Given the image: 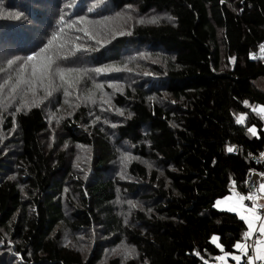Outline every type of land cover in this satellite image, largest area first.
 I'll use <instances>...</instances> for the list:
<instances>
[{
  "label": "trees",
  "instance_id": "1",
  "mask_svg": "<svg viewBox=\"0 0 264 264\" xmlns=\"http://www.w3.org/2000/svg\"><path fill=\"white\" fill-rule=\"evenodd\" d=\"M114 16L122 30L108 32L115 54L102 60L85 35L94 42L96 21ZM0 33L3 85L57 33V53L44 57L60 75L51 96L38 84L35 96L0 93V252L13 255L0 264H216L238 254L247 226L215 204L247 194L250 156L264 149L254 109L264 106V0H0ZM126 197L142 205L119 203ZM82 232L88 256L67 244Z\"/></svg>",
  "mask_w": 264,
  "mask_h": 264
},
{
  "label": "snow or ice",
  "instance_id": "2",
  "mask_svg": "<svg viewBox=\"0 0 264 264\" xmlns=\"http://www.w3.org/2000/svg\"><path fill=\"white\" fill-rule=\"evenodd\" d=\"M81 20H83V17H81ZM61 32H63V29H61ZM85 34H88L87 30H85ZM58 37H59L58 33L54 34L52 41H55L56 39H58ZM52 41H49V45L47 48L41 49L39 53H34L33 55L28 56L26 60H24V63L20 65V69L17 73L16 81L12 83L9 80L5 82V85H0V93H3L5 86H8L10 88V95L16 94L18 89H20V86L23 84L26 86L25 90L31 91L33 96H35L36 84L37 82H39L41 85L44 86V90L46 94L48 96H51L52 92L49 90V88L52 84V80L50 79V77L52 75L53 61L51 57H44V53L47 52L48 48L52 46ZM261 47L264 48V45H262ZM42 58L45 59L47 62L42 63ZM22 59L23 58L21 57H15V61H20ZM15 61L11 59L7 61L9 68L12 67ZM29 62H31V72H30V75L26 77L25 72L29 68ZM97 71H101V69H97ZM61 79H63L62 74H61ZM16 111H19V109H16ZM229 151H232V149H229ZM261 175H264V173H262ZM259 189L261 192H264V183H261L259 185ZM257 198L258 197L256 195L249 193L246 196H239V198L236 200L234 204L227 206L228 212L237 213V215H239L240 220L244 221L247 224L248 231L243 233V235L246 237H251L256 232L255 226H256L257 221H259V235L262 238L254 242L255 243V248H254L255 256L254 257L249 256L247 245L239 243V242L235 244V247L239 249L240 252H242L245 256L248 257L246 264H254V261H257V260L264 261V215H258L255 208L253 207L245 208L243 204V201L245 199L255 202ZM225 199L230 200L231 197H227ZM220 203L221 201H217L216 206H219ZM213 239L215 240L217 238L213 237ZM216 259L223 262L225 257L217 256ZM232 259L235 260L237 264H239L241 260V256L233 255Z\"/></svg>",
  "mask_w": 264,
  "mask_h": 264
},
{
  "label": "rangeland",
  "instance_id": "3",
  "mask_svg": "<svg viewBox=\"0 0 264 264\" xmlns=\"http://www.w3.org/2000/svg\"><path fill=\"white\" fill-rule=\"evenodd\" d=\"M33 3H36L35 1H33ZM118 16H114V17H110V18H107V19H98L97 21H96V23L94 24L96 27H95V29L98 31V35L96 36V38H95V40H94V42L89 38V36L88 35H85V37L87 38V39H89L90 41H91V44L93 45V46H107V45H109V44H111L113 41H115V40H113V37L114 36H110V32H113V31H119V30H122V23H120V21H118L116 18H117ZM39 23V25L38 24H36L35 23V25L37 26V27H41V25H42V22H38ZM109 32V33H108ZM42 34H44V32H40V34H39V39L41 40L42 39ZM2 35H3V33H0V42L2 41ZM37 35H38V33H36L35 35H34V37H37ZM124 36H126V35H124ZM123 36V37H124ZM48 47V46H47ZM46 47V48H47ZM59 47H61V45L59 46ZM58 47V48H59ZM1 48H2V45H1V43H0V51H1ZM57 51H58V49H57V47L56 48H51V49H48V54H56L57 53ZM93 62H94V60H93ZM95 63V62H94ZM126 69H127V67H125V68H123V69H121L120 71H126ZM30 71H31V65L29 64V68H28V70H26V72H25V74L27 75V74H30ZM60 75H57V74H54V71H53V69H52V75H51V77H50V79L52 80V84H51V86H50V88H49V90H52V88H55L56 87V84H57V79H58V77H59ZM66 79L67 80H70V82H72L73 83V79H74V75L73 74H71V73H67L66 74ZM16 81V80H15ZM14 81V82H15ZM37 84L39 85V86H41V87H43L44 88V86L43 85H41L39 82H37ZM0 85H3V80H0ZM21 87L22 88H24V87H26L25 85H21ZM4 90H6V87L4 88ZM4 93H8L7 91L6 92H4ZM8 94H10V93H8ZM2 96H6V95H4V94H2ZM99 96H101V93H99V92H96L95 93V95H94V98H95V100L98 102V104H102L101 103V100L99 99ZM7 97V96H6ZM3 98V97H2ZM73 100H75V99H73ZM96 102V103H97ZM68 103V105L69 106H71L72 107V102H71V100L69 99V101L67 102ZM95 105V104H94ZM69 106H67L66 108H65V110H67V108L69 107ZM106 106H109V107H111V104L110 103H108V104H106ZM97 110H96V112H99V111H101V106L100 105H98L97 107ZM71 109H73V107L71 108ZM262 109H264V107L263 106H258V108L256 109L258 112H260ZM241 120H242V117H241ZM119 158V160H120V158L121 157H118ZM119 160H114L112 163H111V166H110V170H111V173H112V176H114V177H116V176H119L120 174H121V169H122V167H121V165H120V163H119ZM129 202H131V203H129ZM119 203H121L122 205H124V206H133V207H136V206H140V205H142V203L141 204H139L140 202H137L136 200H133V201H130V198H125L124 200H119ZM87 235H89V233H87ZM216 237V236H215ZM217 239H213V243L214 244H216V245H220L219 244V241H218V237H216ZM88 241H87V236H86V233L85 232H82V233H80V234H78V235H68V237H67V244H70L71 246L69 247V248H71V249H74V250H77V251H80L81 253H83V254H87V256L89 255V253L91 252V250L92 249H94V247L92 246V247H90L89 245H88ZM96 244L98 243V242H95ZM8 244V243H7ZM100 248V247H99ZM112 250H107V248L104 250V254H103V259H106V258H108L109 256H110V254L112 253L111 252ZM3 255H5V257L7 258L8 256H9V259L11 258V256H13L12 255V253L11 252H9L8 250H4V251H1L0 252V257L1 256H3ZM14 264H20V263H17V262H15L14 260L12 261ZM102 262H103V260H102Z\"/></svg>",
  "mask_w": 264,
  "mask_h": 264
},
{
  "label": "built area",
  "instance_id": "4",
  "mask_svg": "<svg viewBox=\"0 0 264 264\" xmlns=\"http://www.w3.org/2000/svg\"><path fill=\"white\" fill-rule=\"evenodd\" d=\"M234 152L238 153L239 148L234 147ZM250 158L256 165L262 166V170L257 169V168L252 169L248 175V180H247L248 194L251 193V194L258 196L259 195V185L261 183H264V175H261L262 173H264V149L257 155H251ZM244 202L248 207L256 208L259 215H264V207H262L264 205L256 206L253 201H249L247 199H245ZM256 239H257V233L255 232L253 237L241 242L242 244H245L248 246L249 256H253V257L255 256V251H254L255 243L254 242L256 241ZM237 251H238L237 252L238 255L243 257V260L239 264H246L248 257L245 256L242 252H240L239 249H237ZM254 264H259V262L254 261Z\"/></svg>",
  "mask_w": 264,
  "mask_h": 264
},
{
  "label": "crops",
  "instance_id": "5",
  "mask_svg": "<svg viewBox=\"0 0 264 264\" xmlns=\"http://www.w3.org/2000/svg\"><path fill=\"white\" fill-rule=\"evenodd\" d=\"M264 107V106H263ZM258 107H255L254 109H255V111H257L256 109H257ZM258 112V111H257ZM258 113H260V114H262L263 115V117H264V109H262L260 112H258ZM252 132H255V130L254 129H252ZM259 191H260V189H259ZM239 196H241L237 191H235V190H232L231 192H230V194L228 195V196H226L225 198H227V197H231V199L230 200H226L225 198H223V199H219V200H217V201H221V203H220V205L219 206H216V204H215V207H216V209H218V210H220V211H225V212H228L227 211V206H229V205H231V204H234L235 202H236V200L239 198ZM255 204H256V206H259V205H264V192H261L260 191V195L258 196V198H257V200L254 202ZM244 204V203H243ZM245 206V205H244ZM245 208H247L246 206H245ZM257 211V210H256ZM230 213H234V214H236L237 215V213H235V212H230ZM257 214L259 215V213H258V211H257ZM238 217H239V215H237ZM246 224V223H245ZM246 226H247V224H246ZM256 233H257V239H256V241L257 240H259V239H261L262 237H260V235H259V221H257V223H256ZM247 231H248V226H247ZM255 234V233H254ZM254 234L251 236V237H253L254 236ZM251 237H244L245 239H248V238H251ZM235 255H238V254H235ZM232 256L233 255H231V256H227V255H223V257H225V259H224V261L222 262V261H217V263L216 264H237V262L235 261V260H233L232 259ZM240 256V255H239ZM243 260V258H242V256H241V260H240V262ZM258 261V260H257ZM239 262V263H240ZM259 262V264H264V261H258Z\"/></svg>",
  "mask_w": 264,
  "mask_h": 264
},
{
  "label": "clouds",
  "instance_id": "6",
  "mask_svg": "<svg viewBox=\"0 0 264 264\" xmlns=\"http://www.w3.org/2000/svg\"><path fill=\"white\" fill-rule=\"evenodd\" d=\"M98 51H103L104 53H106L107 54V56H106V58L105 59H102V60H107L108 58H112L113 56H114V54H115V50H114V48H111V47H105V46H101V47H99V49H98ZM124 52V50L123 51H121V53H123ZM259 59H262L263 57H264V53H261V54H259L258 56H257ZM99 60H101V59H98V57H97V54H96V56H95V58H94V61H95V63H97V62H99ZM101 62H103V61H101ZM235 147H237V146H235ZM239 148V147H238ZM232 151H233V153L234 154H238V153H235L234 152V147L232 148ZM251 159V158H250ZM251 161H252V159H251ZM253 162V161H252ZM254 163V162H253ZM254 165H255V167L254 168H257V169H260V170H262V166L261 165H256L255 163H254ZM254 168H252V169H254ZM251 169V170H252ZM250 170V171H251ZM250 171H249V173H250ZM249 173H248V175H249ZM247 180H248V176H247ZM247 180H246V191H247V194L246 195H248V190H247ZM245 195V196H246ZM259 195H260V191H259ZM258 195V196H259ZM257 196V197H258ZM243 203H244V205L248 208V206L245 204V202L243 201ZM255 204V203H254ZM256 205V204H255ZM260 206V205H259ZM256 209V208H255ZM257 210V209H256ZM248 239H250V238H248ZM245 240H247V239H245ZM244 241V240H243ZM242 242V241H241ZM240 242V243H241ZM227 256H231V255H227ZM243 258V257H242ZM217 261H219L220 262V260H217Z\"/></svg>",
  "mask_w": 264,
  "mask_h": 264
}]
</instances>
